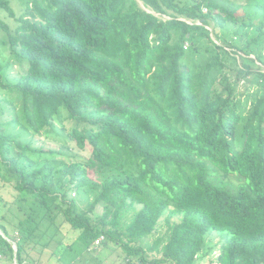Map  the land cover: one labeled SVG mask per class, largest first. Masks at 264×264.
Masks as SVG:
<instances>
[{
    "label": "trees",
    "instance_id": "16d2710c",
    "mask_svg": "<svg viewBox=\"0 0 264 264\" xmlns=\"http://www.w3.org/2000/svg\"><path fill=\"white\" fill-rule=\"evenodd\" d=\"M1 10L15 17L9 0ZM23 10L13 30L0 20L10 58L27 65L13 81L0 65L13 96L6 122L0 102V199L17 203L12 231L0 222L3 262L40 264L28 245L60 218L63 238H78L56 242V264L101 237L126 264H198L216 251L214 264H264V0H28ZM51 135L89 150L87 161L38 147ZM161 221L166 234L147 243Z\"/></svg>",
    "mask_w": 264,
    "mask_h": 264
},
{
    "label": "rangeland",
    "instance_id": "374dc122",
    "mask_svg": "<svg viewBox=\"0 0 264 264\" xmlns=\"http://www.w3.org/2000/svg\"><path fill=\"white\" fill-rule=\"evenodd\" d=\"M28 0H9V6L11 7L15 17H10L5 10L0 11V20L7 24L10 30L14 29L15 25V18H18L20 15L23 14L24 4ZM214 38V37H213ZM7 35L6 33L0 28V65L3 67V78L7 81H13L17 79L20 75L24 74L27 65L25 63H20L15 59L10 58L11 52L9 49L7 42ZM218 45H222L219 40L213 39ZM187 46V44H186ZM232 77V74L230 75ZM234 80V77H233ZM243 82H240L242 85ZM222 87L216 86L217 92H220ZM245 87L240 86L239 94L244 93ZM240 99H244V96H238ZM13 98L12 95L7 94L6 90L0 89V102L2 105L7 106V113L1 118L2 122H6L12 118L10 111H12V105L6 104L3 102V99H10ZM249 105V102H248ZM57 127L60 128L62 125L57 120ZM66 131L72 127V124L69 122H65L63 124ZM51 140H37L38 147H42L45 150H55L58 151V154L55 156L56 159L65 161V162H83L85 163L88 159L89 150L86 152L77 150L74 146L64 147L57 139L51 135ZM2 173V172H1ZM73 196V195H72ZM1 197V196H0ZM16 201H12L11 199L1 200L0 199V222L5 223L7 228L12 231L14 227V223L17 222L16 218ZM79 210L83 211L85 207V203L78 204ZM97 214L102 215V209L100 206L97 208ZM174 220V219H172ZM62 219L57 218L54 225H45L48 227V231H45L42 227L43 233L37 232V237L34 242H30L27 249V258L29 260L34 259L38 261L40 264L49 263V264H56L57 257H53V248L56 245V242L61 240L64 246H61V249H64L69 243H71L75 238H78V233L73 231L68 232V235L64 236V231L67 230L65 227L66 225L60 224ZM167 227L164 221H161V224L158 226V230L154 232L153 236H150L146 239V242L151 244L156 237H162L166 234ZM215 240V239H214ZM218 243V239H216ZM80 241V239H79ZM97 245V244H95ZM56 249V248H55ZM61 249L59 253L61 252ZM148 257H154V254L147 253ZM218 251L213 253L212 256L206 257L203 261H199L198 264H214L212 263L211 259L216 258ZM51 256V259L49 258ZM59 256V255H58ZM157 259V257H155ZM127 260L125 259V255L122 253L119 247L115 246L114 244H107L106 246H102L100 243L97 245V248L93 249L90 252H87L85 255L78 256L75 261H72L70 264H126ZM167 264V263H162Z\"/></svg>",
    "mask_w": 264,
    "mask_h": 264
},
{
    "label": "built area",
    "instance_id": "2783aa9c",
    "mask_svg": "<svg viewBox=\"0 0 264 264\" xmlns=\"http://www.w3.org/2000/svg\"><path fill=\"white\" fill-rule=\"evenodd\" d=\"M101 240H102V237L99 238V239L96 241L95 244L98 245V244L100 243ZM3 259H4L3 256L0 255V264H6L5 262H3V261H4ZM9 264H22V263H20V262L17 261L15 258H13Z\"/></svg>",
    "mask_w": 264,
    "mask_h": 264
}]
</instances>
